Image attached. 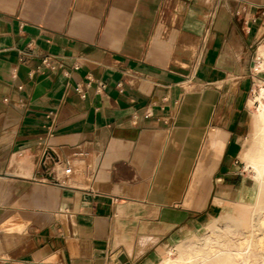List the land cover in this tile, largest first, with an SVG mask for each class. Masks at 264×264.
Wrapping results in <instances>:
<instances>
[{
    "label": "crops",
    "instance_id": "crops-1",
    "mask_svg": "<svg viewBox=\"0 0 264 264\" xmlns=\"http://www.w3.org/2000/svg\"><path fill=\"white\" fill-rule=\"evenodd\" d=\"M210 3L0 0V264L157 263L236 201L264 19Z\"/></svg>",
    "mask_w": 264,
    "mask_h": 264
},
{
    "label": "bare ground",
    "instance_id": "bare-ground-1",
    "mask_svg": "<svg viewBox=\"0 0 264 264\" xmlns=\"http://www.w3.org/2000/svg\"><path fill=\"white\" fill-rule=\"evenodd\" d=\"M251 104L255 105V129L244 153L247 162L245 169L259 182V191L264 194V85L261 83ZM69 151H63L66 163L64 158L56 163L55 152V157L50 156L51 163L45 158L44 168L50 177L43 176L42 180L52 182L57 171L69 177L75 172L77 164L86 168L88 164L83 162L86 150L78 146ZM69 154L72 158L68 161ZM228 215L221 214L218 219L207 222L206 226L182 239L172 248L175 256L161 259L158 264H264V198L258 201L249 222L251 230L258 232L256 235L243 236L237 229L239 226L224 223Z\"/></svg>",
    "mask_w": 264,
    "mask_h": 264
},
{
    "label": "rangeland",
    "instance_id": "rangeland-1",
    "mask_svg": "<svg viewBox=\"0 0 264 264\" xmlns=\"http://www.w3.org/2000/svg\"><path fill=\"white\" fill-rule=\"evenodd\" d=\"M213 2H214V0H211L209 7H211L213 5ZM259 86H260V84H259ZM259 86L257 87L256 91L259 90ZM255 93H256L255 91H252L250 93L251 98L249 97L250 98L249 99V105L251 107L248 106L249 111H251L252 129L242 140V147H241V152H240V155L238 158V163L235 165V194L234 195L226 194V193L224 194L225 197H230L236 201L229 200V201L224 202L221 211L216 216L212 217L211 219L209 217L210 220L208 219L209 221L215 220V219H218V217L221 214L225 216L229 213V215L225 217L224 223H226V224L229 223L231 225L234 224L236 227L239 226V227H237V229H239V232H242L243 236H247V235L251 236L253 234L256 235V233H258L256 230H254V231L251 230V228L249 227V222H251V219H252L251 216H252V214L256 208L258 201L261 198H264V194H261L259 191V184H258L259 182H257V180L255 181V179L252 177V174L245 169L247 162H246V159L244 157V153H245V150H247V148H248L247 146H249L251 139L253 138L254 129H255V127H254L255 126L254 125L255 105L251 104V100L253 99V95ZM65 151L70 152L68 149H65ZM71 158H72V156H71V154H69L68 161L71 160ZM77 165H78L77 167H79L80 164H77ZM89 168L91 169V167H89ZM38 171L41 172L42 168H40ZM77 173H78V171L75 170L73 175L69 176L68 178H72L73 176H76ZM63 178H67V177H63L62 175H59L60 180H64ZM246 189H247V191H246L244 197L241 198L243 192ZM206 224H204V225L206 226ZM204 225L197 226V227H194L191 229L187 228L186 229L187 232L185 234H181L179 237H177V239H175L171 243H167L165 245V252H164L162 259L167 258L168 256L174 257L175 253L172 251V248H174V246L176 244H178L179 242H181L182 239H184L185 237L192 235V233H194V231H198V229L203 228ZM159 262L153 263V264H158Z\"/></svg>",
    "mask_w": 264,
    "mask_h": 264
},
{
    "label": "built area",
    "instance_id": "built-area-1",
    "mask_svg": "<svg viewBox=\"0 0 264 264\" xmlns=\"http://www.w3.org/2000/svg\"><path fill=\"white\" fill-rule=\"evenodd\" d=\"M244 2L246 5L253 7L256 10V14L261 15L264 19V4L253 3V2H249L247 0H244ZM243 8H245V7H243ZM236 14L243 18L245 15V12L243 9H240V10L236 11ZM253 20H255V19L253 18ZM66 162L67 161H65V163Z\"/></svg>",
    "mask_w": 264,
    "mask_h": 264
}]
</instances>
